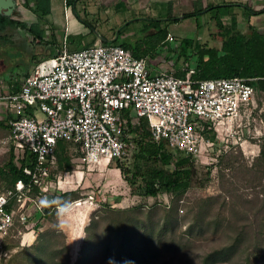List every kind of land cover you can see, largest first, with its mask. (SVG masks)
Masks as SVG:
<instances>
[{
  "label": "rangeland",
  "instance_id": "obj_1",
  "mask_svg": "<svg viewBox=\"0 0 264 264\" xmlns=\"http://www.w3.org/2000/svg\"><path fill=\"white\" fill-rule=\"evenodd\" d=\"M14 1L15 8L10 18L33 24L34 30L29 33L27 30L7 28L5 33L0 34L7 36L0 43V96L9 91L8 85L16 82L20 85L23 76L41 58L40 53L54 51V45L61 50L72 49L71 44L67 43V36L62 37L67 32V22L73 19L71 7L64 3L65 0H51L54 14L50 17L36 15L32 10V0ZM99 8L97 12L101 23L95 27L104 32L108 29L112 31L116 37L113 43L117 45L131 41L134 47L151 51V55H146L150 65L165 69L176 55L172 48L179 51L175 42L163 41L157 46L152 44V40L149 41L146 26L152 23L150 20H132L117 28L112 20L115 11ZM82 11L78 10L84 19L86 16ZM186 12L172 11L175 17L179 16V22L170 24L168 30L176 41L183 37L199 39L202 43L219 48L221 37L217 35L216 27L204 26L202 18L197 21L191 19L193 22L183 20L182 15ZM49 19L57 23L51 25ZM197 24L201 25L198 31ZM38 33L43 35L42 40L33 37ZM54 37L60 42L55 40L54 44L51 41ZM154 49L159 52L152 55ZM184 64V59L178 60L176 68L180 69ZM256 105L250 121L243 122L237 129L231 127L222 130L218 126L219 134L212 129L215 134L213 145L205 144L200 153L194 156L197 177L200 179L198 186L190 189L178 202H175L174 196L166 194L157 198L132 194L120 172L115 169V160L109 164L104 161H100V164L82 163L78 160L82 156L80 150L64 144L57 151L59 168L55 178H59L57 187L61 194L70 192L67 196L63 194L60 202L73 200L69 203L74 205L73 208L67 214H60L56 210L52 212L42 220L40 229L33 235H21V243L18 238L20 234L17 233L13 241L18 246L0 264H75L78 259H82L79 264H110L103 260L102 249L106 245L108 229L113 222L122 219L114 217L111 211L115 210L125 211L121 217H129L131 226L138 231L136 239H141L137 244L145 252L144 264H201L207 253L230 244L239 231L244 233L246 245L250 241L249 236L258 229L259 218L264 215V171L254 167V159L259 154V145L264 137V94H256ZM12 113L8 102L0 101V121H7L10 119L8 117L14 116ZM35 114L38 118L43 116L39 110ZM8 133V128L0 126V166L8 157L9 146L4 142ZM209 134L210 131L206 136L208 139ZM128 135L129 140L133 141L134 136ZM65 159L71 164L70 171L63 168ZM227 164L233 167L222 172L221 169ZM4 187L5 182L0 181V189ZM170 207L177 210H168ZM134 209L139 214H132ZM195 221L200 222L201 227L194 228L190 233L189 226ZM142 226L145 227L144 238L139 236ZM36 247H42L39 258L42 257L44 262L37 263L38 260H35ZM258 250L264 255L263 250ZM245 251L243 249L241 255L231 258L229 262L216 264H244ZM253 259L251 256L250 262ZM121 264L129 263L124 261Z\"/></svg>",
  "mask_w": 264,
  "mask_h": 264
},
{
  "label": "built area",
  "instance_id": "obj_2",
  "mask_svg": "<svg viewBox=\"0 0 264 264\" xmlns=\"http://www.w3.org/2000/svg\"><path fill=\"white\" fill-rule=\"evenodd\" d=\"M166 41L180 40L168 34ZM177 72L173 59L162 69L119 45L97 44L77 51L63 48L35 64L17 93L8 85L0 101L8 102L14 116L7 122L4 142L24 179L0 189V262L8 254L5 242L18 225L30 230L48 206L59 213L70 205L50 206L58 200L53 192L59 191V178L50 176L59 141L78 146L82 163L121 161L135 152L128 121L143 119L154 142L195 156L205 144L213 145L206 138L209 129L219 134L220 125L237 129L252 118L257 105L250 80H193L194 69L183 78ZM28 156L31 167L24 165Z\"/></svg>",
  "mask_w": 264,
  "mask_h": 264
},
{
  "label": "trees",
  "instance_id": "obj_3",
  "mask_svg": "<svg viewBox=\"0 0 264 264\" xmlns=\"http://www.w3.org/2000/svg\"><path fill=\"white\" fill-rule=\"evenodd\" d=\"M76 0H65V4L71 7L73 16L81 21L82 24L86 25L77 11L72 8V5ZM34 8L33 12L39 17H47L51 14V0H32ZM232 7H240L249 16L260 15L264 13V9L254 10L250 5L244 3H223L220 5L212 6H199L195 8L193 12L185 13L182 15V19H195L206 17L208 14L212 13L211 19L215 20L217 25V31L221 36L220 47L216 48L210 46L207 43H202L200 40L192 39H182L177 44L179 51H176V55H173V60L175 64L178 60L184 59V62L189 64L188 67H184L183 70H178L177 77L183 78L185 73L189 68L194 69L195 73L192 76L193 80H205V79H220V78H231L240 77L250 80L249 84L257 93L264 94V26L261 29L255 28L249 24L240 26L236 21L234 15L229 14V10ZM229 18L230 22L224 24L223 20ZM150 20V24H147L146 29H152L154 32L148 36L152 40V44L159 45L163 41H166L169 34L168 26L170 24H176L179 22L178 17H169L166 20L162 19H147ZM165 22L164 26H161V22ZM129 22L122 25L125 26ZM151 24H155L152 26ZM89 26V25H86ZM201 25L197 24V28ZM7 28L22 29L27 30L32 33L34 30V25H28L25 22L15 21L10 17H5L0 15V34L5 33ZM93 30L94 27L90 26ZM214 37L213 33H209ZM6 35H0V43L5 38ZM35 40H42L43 35L38 33L33 35ZM106 40L102 37L101 44H114L113 41ZM119 46L128 50L132 56L136 59H145L146 55H151V51H146L140 46L134 47L131 43L119 44ZM154 49L152 55L157 54L159 51ZM173 51V52H174ZM58 53L51 56V58L57 56ZM48 57L47 59H49ZM46 60V59H43ZM36 60L35 64L43 61ZM169 60V59H168ZM26 73L23 77H26ZM10 90L12 93H17L19 91V84L16 82L10 84ZM256 96V95H255ZM254 114V112H253ZM10 118V117H8ZM8 120L0 121V126H5L8 128ZM127 133L134 136L133 143L135 145V152L128 158L124 160H117L115 169H117L123 180L131 189L132 194L144 198H157L160 195H170L175 197V202L181 201L182 197L192 188L198 186V169L196 166V159L191 154H184L173 150L164 141L154 142L151 138L148 123L146 120H140L139 122L128 121ZM209 139L213 142L215 134L212 128L208 130ZM263 142L259 145V154L254 159V167L258 171H264V137ZM64 144L73 145L69 142L59 141L55 148V168L51 170L50 178L55 180L56 173L59 168V161L57 157L58 149L62 148ZM74 146V145H73ZM78 148V146H75ZM79 149V148H78ZM12 148L9 147L8 157L4 164L0 166V181L5 182V187L1 190L8 189L14 185L18 179H24L22 172L17 170L13 163ZM129 162L128 164L126 162ZM32 158L28 156L24 162L25 166L31 167ZM232 164H227L221 171L225 169L232 168ZM253 166H251L252 168ZM63 168L70 171L71 164L68 159H65L63 163ZM250 168V169H251ZM209 172V171H208ZM221 172V173H222ZM210 174V172L208 173ZM223 178L224 175L222 174ZM54 196L58 198L57 202H53L50 206L55 205H68L73 202L66 201L65 203L60 202V198L67 196L70 193H60L59 191L53 192ZM64 194V196H62ZM70 195V194H69ZM205 203L207 201L204 200ZM73 204H70L65 210L59 211L60 214H67L73 208ZM264 206V205H263ZM168 210H177L176 207H170ZM53 211H50L48 206L44 209V215H37L36 224L30 229L25 230L24 226L18 225L11 233L10 237L5 242V249L8 253L18 246L13 240L17 238L18 230H22V234L33 235L37 230L40 229L42 220L49 216ZM139 214L136 209L131 211ZM116 218H122L116 222H113L111 228L107 231V241L106 245L102 249V258L110 264H121L124 261L129 264H144L143 260L145 252L141 246H139V240H137V235L139 234L136 228L131 226L130 218L123 216L125 211H111ZM258 229L253 235H250V241L244 245V233L239 231L234 237L230 244L223 246L218 249H214L207 253L201 264H216L218 262L230 261L237 255H241L240 252L245 249V255L243 257L244 264H264V255L261 253V249L264 251V215L259 218L257 224ZM140 227L139 236L144 238L146 236L145 227ZM201 227L200 222H194V224L189 226L188 231L191 233L194 228ZM162 228H164L162 226ZM144 231V232H143ZM142 235V236H141ZM21 243V235H18ZM247 236V235H246ZM138 241V242H137ZM36 257L35 260L44 262V259L39 255L42 254V247H36ZM250 251V252H249ZM44 255V254H43ZM251 256L254 257L253 261L250 262ZM87 257V256H86ZM84 257V260H86ZM3 259L2 261H4ZM78 259L75 264H79ZM1 261V262H2Z\"/></svg>",
  "mask_w": 264,
  "mask_h": 264
},
{
  "label": "crops",
  "instance_id": "obj_4",
  "mask_svg": "<svg viewBox=\"0 0 264 264\" xmlns=\"http://www.w3.org/2000/svg\"><path fill=\"white\" fill-rule=\"evenodd\" d=\"M223 3H244L250 5L251 8L254 10L264 9V0H105V1L76 0V2L72 5V8H74L77 11L78 15L80 16V19H82V21H84L86 25L89 26L82 24L81 21H78L74 16H72L73 19L71 21H68L66 24L67 32L63 34L62 37L67 36L68 39L67 43L71 44L72 49L70 50L72 51L86 49L91 46L97 45L99 43L101 44L102 37L105 38L106 40H111L113 38H116L115 34L112 31H109V29L104 32L102 30H99L97 27H95L101 23L100 15L97 12V10L100 9L99 7L107 8V9L110 8L115 11V15L113 16L112 19L114 24L113 26H117L118 28L120 25H123L124 23L132 20L134 21L138 19H143V20L145 19V21H147V19L166 20L169 17H173V18L175 17L174 14L172 13V11L174 10H186L187 11L186 13H190L193 12L195 8L197 7L199 8V6L205 7L212 5H220ZM53 7L54 6L51 3V14L49 15V17L54 14ZM80 9L83 10L82 13H84L86 16L84 19L81 16V14L78 12V10ZM95 10L96 12H94ZM229 14L234 15L236 17V21L237 23H239L240 26L249 24L258 29H261L264 26V13L260 15L249 16L243 11L242 8L232 7L229 10ZM212 15L213 14L210 13L206 17L202 18L203 25L204 26L209 25L212 27L215 26L216 27L215 30H217V25L215 20L211 19L210 17ZM49 22L51 23V25H53V23L55 22L57 23V21L53 22L50 19ZM223 22L224 24H228L230 22V19L225 18ZM165 24L166 23L164 21L161 22V26H164ZM90 26L94 27V29L92 30ZM68 30L70 31L68 32ZM196 30L198 31L199 28L198 29L196 28ZM148 31L150 35L154 32L152 29H149ZM217 35L219 36L220 34ZM182 39H186V38L183 37L180 40ZM55 40L58 43L60 42V40L55 37L53 38V40L51 39V41L54 44H55ZM129 43H131V41ZM54 47H55L54 51H49L46 52L45 54L40 53L41 58H39L38 60L47 59L48 57L51 58V56L56 54V52L59 53L61 48L60 47L57 48L55 45ZM145 60L148 61L146 58ZM188 66L189 64L185 62V64L180 68V70H183L184 67H188ZM29 72L30 71H28L27 73Z\"/></svg>",
  "mask_w": 264,
  "mask_h": 264
},
{
  "label": "water",
  "instance_id": "obj_5",
  "mask_svg": "<svg viewBox=\"0 0 264 264\" xmlns=\"http://www.w3.org/2000/svg\"><path fill=\"white\" fill-rule=\"evenodd\" d=\"M15 8L14 0H0V15L10 17Z\"/></svg>",
  "mask_w": 264,
  "mask_h": 264
},
{
  "label": "bare ground",
  "instance_id": "obj_6",
  "mask_svg": "<svg viewBox=\"0 0 264 264\" xmlns=\"http://www.w3.org/2000/svg\"><path fill=\"white\" fill-rule=\"evenodd\" d=\"M219 127H221V129H223L224 128V126H222V125H220ZM218 129V128H217ZM101 162H103V161H101ZM100 162V163H101ZM105 162V161H104ZM100 163H98V164H100ZM105 164H106V162H105ZM65 208H62V209H60V211H62V210H64Z\"/></svg>",
  "mask_w": 264,
  "mask_h": 264
}]
</instances>
